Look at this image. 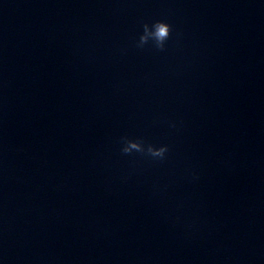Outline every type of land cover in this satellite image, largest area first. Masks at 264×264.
Here are the masks:
<instances>
[{"label": "clouds", "instance_id": "clouds-1", "mask_svg": "<svg viewBox=\"0 0 264 264\" xmlns=\"http://www.w3.org/2000/svg\"><path fill=\"white\" fill-rule=\"evenodd\" d=\"M143 32L139 36L138 48H143L151 40L154 42V46L159 51L165 50V42L169 39L172 26L163 20H156L149 23L143 24ZM171 127L175 128L176 124L173 122L170 124ZM123 147L121 152L125 155H131L133 153L141 154L142 156L150 157L154 161L164 162L167 159V154L170 151L169 145L161 144L156 146L151 143H145L142 138L129 139L127 137L121 138ZM195 176V174H193Z\"/></svg>", "mask_w": 264, "mask_h": 264}]
</instances>
